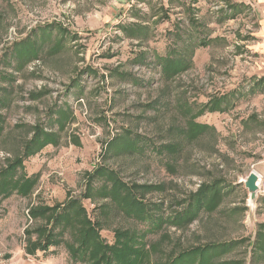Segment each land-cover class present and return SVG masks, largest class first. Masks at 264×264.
I'll return each instance as SVG.
<instances>
[{
  "label": "rangeland",
  "instance_id": "obj_1",
  "mask_svg": "<svg viewBox=\"0 0 264 264\" xmlns=\"http://www.w3.org/2000/svg\"><path fill=\"white\" fill-rule=\"evenodd\" d=\"M120 1L0 0V170L20 155L15 177L36 178L28 197L0 195V264L109 260L71 255L75 224L56 225L47 253L24 255L37 237L25 230L46 227L29 209L70 201L107 246L131 239L132 264L208 245L203 264H264V85L243 73L252 15L225 0ZM163 58L186 69L167 77ZM36 126L50 142L24 158ZM250 174L261 176L252 203ZM202 185L218 190L216 210L175 226Z\"/></svg>",
  "mask_w": 264,
  "mask_h": 264
},
{
  "label": "trees",
  "instance_id": "obj_2",
  "mask_svg": "<svg viewBox=\"0 0 264 264\" xmlns=\"http://www.w3.org/2000/svg\"><path fill=\"white\" fill-rule=\"evenodd\" d=\"M166 59V60H165ZM163 58L160 61L162 62L163 72L167 77L174 76L180 71L186 69L184 65L181 63L174 64L171 59ZM168 59V60H167ZM171 73V75H169ZM217 100H214L212 106L216 105ZM199 128V132L208 127L202 124H195ZM43 127L36 126V133L33 137V140L24 147V158H28L33 156L36 152L43 150L48 142H50V135L47 132H43ZM198 132V133H199ZM197 133L194 134V139L197 137ZM22 157L18 155L14 161H8V164L5 165L4 169L0 170V195H3V198L10 196L13 194L14 189L17 191V195L20 197H28L32 194V189L36 184V178L29 177H15L17 169L21 166ZM194 200L191 202L192 204L188 205L182 213L177 214L172 219V222L175 226L180 225L183 222L188 225L193 223L197 218V215L200 211H204L207 213H212L215 211L218 204L220 203L221 196L219 195L218 190H216L213 186L202 185L197 191L196 194L193 195ZM142 206V201H137ZM194 204V205H193ZM31 209V208H30ZM29 209L30 219L35 220H45L46 227H38L33 231L25 230V234L30 236L32 233L37 234L35 239L36 242L30 241V238H27L26 245V254L35 255L36 251L47 253L50 247L57 246L60 244L61 240L58 239L62 234L56 235L57 240L53 234L54 228L58 224L66 225L67 227H71L72 224L76 226H80L79 230V238L78 245L79 248L77 250H73V246H69L71 251V255L75 258L82 259L89 249H92V254L94 255L96 252L100 251L101 255L99 258L109 259L104 264H132L129 260V253L125 251L128 247L129 243H131V239L128 236L123 237L124 242H114L113 245L107 246L104 241L99 239L98 234V225L96 223L92 224L88 219V216L85 213L84 208L79 206L77 207V203L74 201L67 202L62 207H38L36 206L33 210ZM68 211V212H67ZM72 211V214H69ZM140 214H143L140 213ZM64 228V226H63ZM120 238L119 234L115 233V238ZM134 240V239H132ZM140 244H143L140 242ZM215 245H208L204 247H198L196 249H189L181 252L176 257H173L169 264H183L185 259L196 260L197 264H203L205 257L209 256L212 253ZM144 256L147 254L143 252ZM111 254V257L108 256ZM99 259H95L93 264H97ZM140 264V263H139Z\"/></svg>",
  "mask_w": 264,
  "mask_h": 264
},
{
  "label": "crops",
  "instance_id": "obj_3",
  "mask_svg": "<svg viewBox=\"0 0 264 264\" xmlns=\"http://www.w3.org/2000/svg\"><path fill=\"white\" fill-rule=\"evenodd\" d=\"M198 1L200 3H198ZM198 1L181 0V2H183L184 5L188 7H192V8L196 7L197 5L202 4L201 0H198ZM216 2L219 3L220 1L216 0ZM120 3L121 4H119V6L121 8L126 9L133 2L131 3L130 0H127V1L122 0V2L120 1ZM223 3L227 7L229 6H232V8L234 7V11L236 10V7L238 6L241 9V11L234 13V14H238V16H242V14L243 13L246 14V12L252 15L253 23L256 25L252 28L253 29L252 31H255V34H251V35H253L255 39L251 41L250 45H245V44H249L247 43L248 40L246 39H242L240 44L245 43L244 44L245 49H243V53L245 52V50H247L251 55H253L254 60L252 64L247 67V70L243 71V73L245 74V79L251 81L252 83L254 81L258 82L260 80L259 82H262V86H263L264 85V0H225ZM142 5L143 3L138 4V6H142ZM221 7H224V6H221ZM225 9L227 8L225 7ZM225 9H223V11ZM261 91H262V88H257V92H261ZM24 253H26L25 250H24ZM36 253H38V251H36ZM24 255L28 257L31 256L28 254H24ZM4 257H8V256L6 255Z\"/></svg>",
  "mask_w": 264,
  "mask_h": 264
},
{
  "label": "water",
  "instance_id": "obj_4",
  "mask_svg": "<svg viewBox=\"0 0 264 264\" xmlns=\"http://www.w3.org/2000/svg\"><path fill=\"white\" fill-rule=\"evenodd\" d=\"M259 180L256 174H250L245 181V188L249 192V203L255 200L256 190L258 189Z\"/></svg>",
  "mask_w": 264,
  "mask_h": 264
},
{
  "label": "bare ground",
  "instance_id": "obj_5",
  "mask_svg": "<svg viewBox=\"0 0 264 264\" xmlns=\"http://www.w3.org/2000/svg\"><path fill=\"white\" fill-rule=\"evenodd\" d=\"M256 176L258 177V180L260 181V179H261L260 177H261V176H260V175H256Z\"/></svg>",
  "mask_w": 264,
  "mask_h": 264
}]
</instances>
